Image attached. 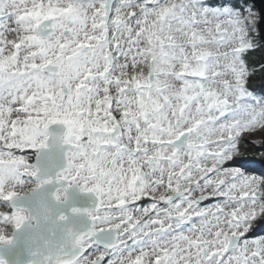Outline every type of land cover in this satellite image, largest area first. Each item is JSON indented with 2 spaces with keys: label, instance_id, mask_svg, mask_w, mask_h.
I'll return each instance as SVG.
<instances>
[{
  "label": "snow or ice",
  "instance_id": "obj_1",
  "mask_svg": "<svg viewBox=\"0 0 264 264\" xmlns=\"http://www.w3.org/2000/svg\"><path fill=\"white\" fill-rule=\"evenodd\" d=\"M258 25L249 0H0V264H264V175L229 166L264 142Z\"/></svg>",
  "mask_w": 264,
  "mask_h": 264
},
{
  "label": "rangeland",
  "instance_id": "obj_2",
  "mask_svg": "<svg viewBox=\"0 0 264 264\" xmlns=\"http://www.w3.org/2000/svg\"><path fill=\"white\" fill-rule=\"evenodd\" d=\"M256 13L259 14L258 12ZM247 141L249 142H242L250 146L254 145L256 147L259 144L264 147V142H262V139L258 134L247 136ZM229 166L239 168L241 171H244L249 175H264V154L262 159H254L251 152H246L242 147H240L238 154L234 157L233 162H230ZM215 202V200L206 201L201 204V207H210ZM144 206H147V204H145ZM261 237H264V224H261L260 220L257 219V221L253 223V231L249 236V239H259Z\"/></svg>",
  "mask_w": 264,
  "mask_h": 264
},
{
  "label": "trees",
  "instance_id": "obj_3",
  "mask_svg": "<svg viewBox=\"0 0 264 264\" xmlns=\"http://www.w3.org/2000/svg\"><path fill=\"white\" fill-rule=\"evenodd\" d=\"M250 2V1H249ZM253 6V10L258 12L257 8L250 2ZM246 60L251 61V68L254 71V75L250 81V90L254 91L257 96L264 94V72L260 71V67L264 64V44L260 39L258 29L254 33V48L246 53ZM241 147L246 152H251L254 159H262L264 154V147L262 145H257L256 147L250 146L244 142L241 143Z\"/></svg>",
  "mask_w": 264,
  "mask_h": 264
},
{
  "label": "water",
  "instance_id": "obj_4",
  "mask_svg": "<svg viewBox=\"0 0 264 264\" xmlns=\"http://www.w3.org/2000/svg\"><path fill=\"white\" fill-rule=\"evenodd\" d=\"M258 10V13H260L262 10H264V0H249ZM258 32L261 39V36L264 35V25H258ZM264 44V41H262Z\"/></svg>",
  "mask_w": 264,
  "mask_h": 264
}]
</instances>
